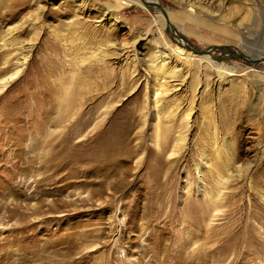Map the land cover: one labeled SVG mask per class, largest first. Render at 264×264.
<instances>
[{"label":"rangeland","instance_id":"rangeland-1","mask_svg":"<svg viewBox=\"0 0 264 264\" xmlns=\"http://www.w3.org/2000/svg\"><path fill=\"white\" fill-rule=\"evenodd\" d=\"M158 2L0 0V264H264V0Z\"/></svg>","mask_w":264,"mask_h":264},{"label":"bare ground","instance_id":"bare-ground-1","mask_svg":"<svg viewBox=\"0 0 264 264\" xmlns=\"http://www.w3.org/2000/svg\"><path fill=\"white\" fill-rule=\"evenodd\" d=\"M159 0H116V2H118V4H117V6H116V8H118V7H125V6H128V5H131V4H137V5H140V6H147V7H152V8H154V7H156L157 8V13H158V16H156V20H157V22L159 23H161V25H163L164 24V21H165V16H166V19L168 20V23H167V25H168V29L170 30V32H172L173 33V35H174V37H176L175 39L176 40H181L180 42L182 43V45H184L185 46V43L184 42H182L183 40L182 39H180L179 38V36H180V33H179V31H178V29H176L174 26H173V24H171V22H170V20H169V18H168V16H167V13L165 12V8H163L160 4H159V2H158ZM189 2V1H188ZM187 2V0H179V3L180 4H185V6H187L188 3ZM105 10V9H104ZM251 10V9H250ZM248 13V12H247ZM164 14V15H163ZM245 15V14H244ZM163 16H164V18H163ZM244 18V17H243ZM240 22H242L241 20L238 22V23H236V26L237 27H240V28H243V29H245V30H247V29H249L250 28V26L249 25H242ZM248 27V28H247ZM248 33H250V30L248 31ZM187 43V42H186ZM191 47V46H190ZM210 47V46H209ZM214 49H215V46L213 47ZM232 48H233V46H232ZM191 49H192V47H191ZM225 50H226V48H224ZM207 51V53L209 52L208 50H206ZM210 52H211V50H210ZM226 52V51H225ZM231 52V54L232 53H235V51L233 52V51H230ZM192 56H194V55H192L190 52L189 53H186L185 54V57H186V59H189V58H191ZM204 57L203 58H201V60H203V62H205L206 64H211V66H213V67H215V70H216V76L219 78V77H222L221 79H223V78H226L228 75H231L233 72H231V71H235V69L237 68V64L235 63L234 65L232 64L231 66H229V64H217V63H214L213 62V59L212 58H210V56H211V54L209 53V54H204L203 55ZM246 59H248L249 61H250V63H248V64H250L249 65V67H251V68H253V69H255V68H257V69H260V67L259 66H264V56H262V54L261 53H259V54H254V55H251V56H244ZM22 58V60H21V62H20V64L16 67V69L14 70V72L13 73H11L10 75H8V76H3V77H1L0 78V92L3 90L4 91V89L6 88V86L8 85V83L12 80V79H14L17 75H19V73L21 72V69H22V67H23V64L25 63V61H27L26 60V58H28L26 55H24L23 57H21ZM165 60H166V57L165 56H161L160 55V53H158V50H155L154 51V53H153V56L152 57H150L149 59H148V61H149V63H150V66H151V69H152V71H153V74H154V76H155V78H156V80H158L159 81V85H158V87H159V90L160 91H164V85H165V76H167V75H169L171 72L170 71H164V70H162L163 69V67H164V64H165ZM247 61V60H246ZM220 63V62H219ZM165 69V68H164ZM163 71V72H162ZM260 79V78H259ZM72 82H73V80H72ZM62 88H66V93H67V95L69 94V93H71V88H72V83H70V84H62V85H60V89L62 90ZM68 98H67V96H66V98H65V100L64 101H59L58 102V100H56V101H54V104H55V106L59 109V111L60 112H64V111H66L67 109H68V107H69V103L70 102H68ZM178 126V125H177ZM175 127V125H173L172 126V128H174ZM71 131V130H70ZM68 132V131H67ZM66 135V134H65ZM72 135V134H71ZM71 138V137H70ZM183 138V137H182ZM72 139V138H71ZM66 141V140H65ZM61 144H63V142H61ZM62 145H60V147H61ZM69 146V145H68ZM71 147H73V146H71ZM64 148V147H63ZM67 148V147H66ZM70 149H72V148H70ZM74 150V149H73ZM59 151V150H58ZM61 151H63V150H61ZM119 151V150H118ZM60 152V151H59ZM112 152V151H111ZM216 152V146H215V148H213V151H212V153H215ZM56 153V152H55ZM70 153V152H69ZM62 155H64V154H62ZM59 156H61V154L59 155ZM62 158V157H61ZM52 159V158H51ZM58 160H61L60 158H57ZM54 158L52 159V161L50 160V162L52 163V162H56V159L54 160ZM59 162V161H58ZM60 163V162H59ZM65 162L63 161V164H64ZM67 163V162H66ZM61 165V164H60ZM60 165H57V168L59 167V168H61V166ZM52 166V165H51ZM57 170V169H56ZM215 171H216V175H217V177L219 176V175H221L222 174V172H223V169L221 168V167H219V166H216L215 167ZM222 176V175H221ZM217 200H216V195H211L210 196V198H209V201H208V204H207V206H210V207H212V209L214 210L215 208H216V202ZM9 202L12 204V207H5V203H3L2 205H1V207L0 208H3V209H5V212H7V214H9V216H13V215H15V214H17L18 213V209H19V207H22V208H24V209H27L28 208V206L27 205H23L22 203H19V202H16L13 198H11V200H9ZM211 209V208H210ZM209 213V212H208ZM204 214H205V216H206V214H207V210H205V212H204ZM203 215V214H202ZM209 215V214H208ZM22 216H23V218H25L26 217V213H24L23 212V214H22ZM244 231H245V229H244ZM251 231V230H250ZM246 237V236H245ZM77 244L78 243H75V248H77L78 246H77ZM77 246V247H76ZM80 247V246H79ZM70 249V248H69ZM76 250V249H75ZM144 255H146V252H144ZM152 258V257H151ZM124 260V259H123ZM163 259H162V263H163ZM139 264H141V263H139Z\"/></svg>","mask_w":264,"mask_h":264},{"label":"water","instance_id":"water-1","mask_svg":"<svg viewBox=\"0 0 264 264\" xmlns=\"http://www.w3.org/2000/svg\"><path fill=\"white\" fill-rule=\"evenodd\" d=\"M165 18H166V16H165ZM166 21H167V23H168V20L166 19ZM179 38H181V39H183L184 41H186V42H188L187 40H186V38H184L183 36H179ZM188 43H190V42H188ZM192 48H193V50L194 51H196V52H198V53H204V52H207L206 50H201V49H199L198 47H196V46H191ZM217 47H219V46H217ZM236 55H238L239 57H244V56H242L241 54H239V53H235Z\"/></svg>","mask_w":264,"mask_h":264}]
</instances>
